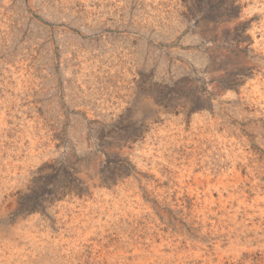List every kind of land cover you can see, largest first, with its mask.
Wrapping results in <instances>:
<instances>
[{
  "label": "rangeland",
  "instance_id": "rangeland-1",
  "mask_svg": "<svg viewBox=\"0 0 264 264\" xmlns=\"http://www.w3.org/2000/svg\"><path fill=\"white\" fill-rule=\"evenodd\" d=\"M0 264H264V0H0Z\"/></svg>",
  "mask_w": 264,
  "mask_h": 264
}]
</instances>
